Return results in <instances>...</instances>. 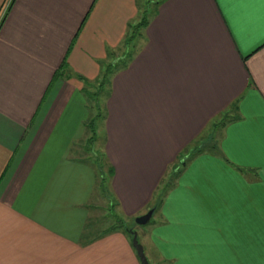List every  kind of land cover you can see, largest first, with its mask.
Wrapping results in <instances>:
<instances>
[{
    "label": "crops",
    "instance_id": "1",
    "mask_svg": "<svg viewBox=\"0 0 264 264\" xmlns=\"http://www.w3.org/2000/svg\"><path fill=\"white\" fill-rule=\"evenodd\" d=\"M157 1L0 0V264H264V0Z\"/></svg>",
    "mask_w": 264,
    "mask_h": 264
},
{
    "label": "trees",
    "instance_id": "2",
    "mask_svg": "<svg viewBox=\"0 0 264 264\" xmlns=\"http://www.w3.org/2000/svg\"><path fill=\"white\" fill-rule=\"evenodd\" d=\"M159 1H163V0H158L157 3H159ZM148 19H149L148 16L144 17L138 25L133 27V32L131 33L130 37H128L127 44L131 43L133 38L140 32L141 28H145L148 26ZM115 61H113V63L110 64V66L106 69L105 73L103 74V76L99 80V82H98L99 87L98 88H100V89L105 88V86L107 84H110L111 76L115 73V71L117 69H119L120 67L126 66L128 64L129 57L125 56L124 58L118 59L116 62ZM56 76L58 77V73H56L55 77ZM91 126H94V123H92ZM215 127H217V126H215ZM199 142H200V140H199ZM183 155H185V154H183ZM183 155H181V158ZM181 162L185 163L184 161H181ZM121 223L123 225V229L125 230V232H127V233H129V235H131L129 229L125 225L126 223L124 221H121Z\"/></svg>",
    "mask_w": 264,
    "mask_h": 264
},
{
    "label": "rangeland",
    "instance_id": "3",
    "mask_svg": "<svg viewBox=\"0 0 264 264\" xmlns=\"http://www.w3.org/2000/svg\"><path fill=\"white\" fill-rule=\"evenodd\" d=\"M148 2H147V10H146V12L144 13V16L143 17H147V16H151V14H152V12H153V8H154V6H153V4H154V0H147ZM98 92H101V95L100 96H105V92L106 91H104V88H98V90H97V93ZM206 138V137H205ZM205 139H204V137L202 138V139H200V141H204ZM199 144V143H198ZM198 149H199V147H198ZM197 149V150H198ZM195 151L196 150H194L193 152L195 153ZM193 153V154H194ZM197 153H199L198 151L195 153V154H197ZM192 153H190V154H185V155H183L182 156V158H180V162L181 161H184V162H186V161H188V159H189V157H190V155H191ZM178 164V163H177ZM178 166V165H177ZM179 166H181V164L179 165ZM178 166V167H179ZM168 184H170V183H168ZM168 186V185H167ZM112 224V223H111ZM110 224V225H111ZM113 226V228H111V230H113V229H115V228H117V229H121V228H123V225H122V223H121V221L120 220H118L115 224L113 223L112 224ZM126 225V224H125ZM127 226V228L129 229V231H130V234L133 236V234L131 233L132 231H134L135 232V228H137V227H139V225H137L136 224V222H131V223H129V226L128 225H126ZM108 227V223H104L103 225H102V229L104 230V229H106Z\"/></svg>",
    "mask_w": 264,
    "mask_h": 264
},
{
    "label": "water",
    "instance_id": "4",
    "mask_svg": "<svg viewBox=\"0 0 264 264\" xmlns=\"http://www.w3.org/2000/svg\"><path fill=\"white\" fill-rule=\"evenodd\" d=\"M153 213H154V211L150 210L146 215L138 217L135 220L136 224L139 225V226L146 225L150 221ZM131 233L133 234V246H134V248L136 249V251L138 253V256H139V259H140L141 263L142 264H150L148 259H147V257H146V255H145L143 246L139 243L137 233L134 232V231H132Z\"/></svg>",
    "mask_w": 264,
    "mask_h": 264
}]
</instances>
